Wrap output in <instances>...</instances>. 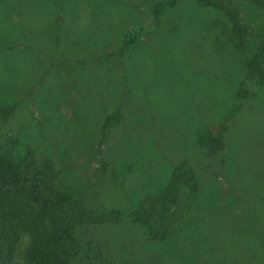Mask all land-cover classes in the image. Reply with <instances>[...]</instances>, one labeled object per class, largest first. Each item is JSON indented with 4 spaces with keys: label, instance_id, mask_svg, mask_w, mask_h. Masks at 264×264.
<instances>
[{
    "label": "trees",
    "instance_id": "trees-1",
    "mask_svg": "<svg viewBox=\"0 0 264 264\" xmlns=\"http://www.w3.org/2000/svg\"><path fill=\"white\" fill-rule=\"evenodd\" d=\"M7 1L19 6L20 11L27 7L35 13L47 0H2V3ZM50 1L51 16L46 23L34 27L31 22L20 20L18 28L0 27V51L21 44L51 65L66 61L86 63L114 53L122 56L139 42L135 31L125 30L128 21L123 20L122 14V18L115 20L117 10L113 12V21H107L105 13L110 0H83L90 20L80 31L63 24L64 14L74 0ZM140 1L147 7L153 24L175 3V0ZM251 1L264 11V0ZM206 5L216 7L209 1ZM113 38L117 50L106 52L102 46ZM4 54L5 51L0 52V58ZM154 66L159 70L158 64ZM112 67L73 71L72 77L79 82L81 90L90 92V108H83V100L75 98L90 117L73 131L68 130L62 117L51 123L26 119L20 122L21 129L10 127L21 100L9 92L1 95L0 264H14L16 244L22 236L27 238V245L22 262L17 264H264V163L244 158V144L252 140L249 133L240 144L236 137L231 144L221 116L207 119V111L220 105L219 97L225 92V85L211 82L208 87L202 86L192 99L191 111L177 93L178 107H173L170 100L166 105L161 104L166 107L162 111L166 115L164 120L177 123L183 131H187V122L204 118L203 126L191 138L187 164L182 168L183 159L178 158L174 164L167 162L166 145L153 148L149 144L150 138L154 140L162 129L156 120L149 129L157 125L152 136L145 129L138 130L139 133L127 129L122 135L119 133L121 137L116 136V146H111L110 137L115 135V128L110 118L121 105L138 106L140 112L135 121L146 118L142 107L147 103L151 112L158 115L160 110L156 98L143 97L142 83L139 88L129 83L130 76L124 66L119 73ZM30 69L31 66L19 62L1 85L12 90L14 84L33 80ZM169 69L177 71L176 65L163 69L167 77ZM246 70L253 73L250 66ZM154 73L153 79L165 77ZM67 74L47 94H40L41 101L36 98L33 105L66 107V95H60L65 89L69 92L71 76ZM131 85L136 88L131 89ZM174 85H169L173 91ZM245 91H239L235 97L245 98L248 93ZM188 132L185 140L179 135L175 141L187 143L192 129L188 128ZM124 136L125 144L121 139ZM167 136L170 137L168 132ZM157 138L167 139L162 130ZM168 142L170 145L169 138ZM150 147L153 150L146 154ZM195 148L206 152L208 166L214 163L219 151L223 155L220 165L224 171L231 164L229 183L238 195L222 211L199 205L201 211L191 215L186 211L192 199L198 195L201 199L203 193L197 181L198 170L202 172L203 168L196 162ZM98 150L102 152L95 158L97 165L91 175H84L88 161ZM127 160L134 165V171L124 180V174L131 170ZM162 163L167 171L166 184L160 174ZM180 183L183 188L179 190ZM124 217L130 226L118 230L114 225ZM105 225L112 227L107 233L101 230ZM171 236H176L173 247L166 248L162 243L171 242ZM159 245L160 251L154 248Z\"/></svg>",
    "mask_w": 264,
    "mask_h": 264
},
{
    "label": "rangeland",
    "instance_id": "rangeland-1",
    "mask_svg": "<svg viewBox=\"0 0 264 264\" xmlns=\"http://www.w3.org/2000/svg\"><path fill=\"white\" fill-rule=\"evenodd\" d=\"M207 1L216 7L204 6ZM109 2L110 7L106 9L105 13L107 21H113L111 20L113 12L117 10L115 20L123 16V20L128 21L125 30L135 31L137 38H139V42L130 47L122 56L114 53L115 55L102 56L98 61L86 63L66 61L51 65L47 59L45 60L37 55L34 50L27 49L21 44H14L12 48L3 47L0 51H5L4 57L0 58V98L3 97L2 94L9 92L21 100L9 126L21 129L20 122H23L22 120H43L44 123L50 120L51 123L55 122L58 117H62L68 130H75L79 124L84 123L90 117L88 116L89 113L86 116V112L83 110L86 106L90 108V92L81 90L79 82L72 77L75 76L73 71L82 72L93 67L101 69V66L108 67L110 65L116 67L114 70L119 73L124 66L130 76L129 83L135 84L138 88L141 87L142 83L143 91H145L142 93L143 97L146 99L156 98L160 110L158 115L153 113L152 108L151 112L147 108L150 106L145 100L147 106H143L142 109L146 118L143 116L144 118L141 117L135 121L140 112L138 106L121 105L124 103L121 101L119 104L121 107L116 109L110 118V122L115 128V135L110 137L112 147L116 146V136L121 137L119 133L122 135L127 129L132 130L133 133L145 129L148 136H152L151 134H154L156 130L155 126L158 125L159 128H162L158 135L162 130L167 139L162 141V139L157 138V135L154 140L150 138L149 144H153V148L166 145L164 149L168 153H165L164 156L168 158L167 162L174 164L180 158L183 159L182 168H185L187 164L186 152L189 154L191 138L203 126L204 118L196 117L192 122H187L185 124L187 131H183V128L178 127L177 123L164 120L166 115L162 111L166 107L161 104L166 105L165 103L170 100L173 107H178L177 93L178 95L181 94L179 98L181 97V100L188 105L191 111L194 95L199 92L202 86L206 87L211 82H216L225 85L226 90L219 97L220 105L215 110L213 107L212 111H207L209 115L207 119L215 118L217 114L221 116L224 124L227 125L224 133L231 144L235 137L237 144H240L249 133L252 140H247L244 144L246 146L244 158L255 159V161L262 160L264 163V11L251 0H175V3L168 6L158 21L153 24L147 7L143 6L140 0H110ZM0 4L1 28H18L20 20L29 21L32 26L37 27L41 23H46L51 16L48 8V4H51L50 0H47L41 8H37L35 13L27 7L20 11L19 6L9 1L4 4L0 0ZM131 6L135 9L132 10ZM64 15L63 24L74 31L82 30L90 20L88 7L83 4V0H74L71 9L66 10ZM205 24H210V26L205 27ZM114 38L103 44V50L116 52L117 42ZM16 51L18 52L16 53ZM187 51L189 52L187 53ZM20 53L21 55H19ZM213 54L215 57L212 56ZM211 56L214 58L212 59ZM19 62L31 66L29 74L33 80L14 84L12 90L4 88L1 85L3 78L10 77L13 66ZM154 64H158L159 70H156ZM174 65H176L177 71L169 69V77H167V72L163 69ZM246 66L252 68V74L247 73ZM46 70L49 72L43 73ZM67 72V75L71 76V85L68 86L69 92L65 89L61 92L63 95H60H66V107L47 105L41 108L37 104L33 105L36 98L41 101L40 94H47L50 87L55 88L60 81H63ZM154 72H159L160 77L161 74L165 77L153 79ZM39 75L41 77L38 79ZM175 80L176 84L174 85ZM169 85H174L175 90L170 89ZM131 86V89L136 88ZM244 90L248 92L245 94L246 97L237 99L235 97L237 93ZM217 96L213 97L217 98ZM76 97H79L81 102L83 100V108L75 102ZM230 111H232L231 114ZM155 120L158 121V124L149 131ZM64 123L61 125L64 126ZM188 128L192 129L189 141L185 144L176 142L175 139L179 135L184 136L182 140L189 136ZM167 132L170 137L167 136ZM146 135L144 134V136ZM123 138L125 136L121 139L123 140ZM123 142L125 144L126 140L124 139ZM152 150L150 147L146 154ZM101 152L102 150H98V154L96 153L88 161L83 172L84 175H91L92 169L97 165L95 158ZM194 152L197 156H195L196 162L203 168L202 172L201 169L198 170L199 177L197 179L198 189L203 190V193L201 199H198L200 195L192 199L191 205L186 211L191 215L195 211L202 210L199 206L205 207L207 210L213 209L215 212L222 211L229 205V201L238 195L229 183L231 164L227 165L224 171L220 165L223 155L219 151V154L215 156L214 163H209L208 166L209 157L206 152L198 148H195ZM127 165H130L131 170L124 174V180L134 171V165H131L129 160H127ZM160 166V174L162 175L160 176L164 178L166 184L168 180L167 171L163 163ZM123 178L121 177L122 181H124ZM182 188L183 185L180 183L179 190ZM202 199L203 202H200ZM172 208L173 206L169 208V211ZM114 226L118 230H123L130 224L127 217H124ZM110 228L112 227L105 225L101 230L103 233H107ZM175 237L171 236V242L170 240L163 241L162 245L166 248L173 247L172 241ZM26 245L27 238L25 236L20 237L16 244L14 264L22 262ZM160 246L154 248L160 251Z\"/></svg>",
    "mask_w": 264,
    "mask_h": 264
}]
</instances>
